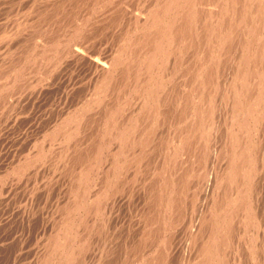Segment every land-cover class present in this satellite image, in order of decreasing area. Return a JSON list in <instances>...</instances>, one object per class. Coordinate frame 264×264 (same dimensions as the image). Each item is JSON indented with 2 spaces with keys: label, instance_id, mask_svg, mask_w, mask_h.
I'll use <instances>...</instances> for the list:
<instances>
[{
  "label": "bare ground",
  "instance_id": "1",
  "mask_svg": "<svg viewBox=\"0 0 264 264\" xmlns=\"http://www.w3.org/2000/svg\"><path fill=\"white\" fill-rule=\"evenodd\" d=\"M27 1L31 2L27 3ZM34 1L36 2V0H26V5L32 3L31 6H33ZM42 1L44 3L42 7L51 12V16L42 15L39 17L34 13L39 9L34 10L33 8L34 14L26 12L25 18L23 20L16 18L15 24L12 23L15 20L14 16V19L8 18L7 21L11 20L12 22L7 25L14 24V28L12 26L11 29L13 37L6 34L9 32L8 28L4 27V25L7 26L6 21H4L5 24L2 23L1 27L8 32L0 34L4 33L7 37L4 34L0 37L3 36L8 40L9 37L14 38L17 42L18 38H21L20 34L28 31L26 34L28 38L25 40L28 42L31 56L30 62L28 61L30 69L28 84L30 83L31 100L38 96L35 94L37 91L45 90L44 87L50 86L53 82L57 84L58 88L55 89L57 92L54 95H57L55 103L59 104V108L52 112L53 110L47 106L56 119L52 124H47V129H44V126L42 132H45L42 135L59 134L62 135L61 139L64 138L62 141H65L72 140L82 133L81 139L86 138L80 142L79 149L75 147L79 145V140L78 143L75 142V145L67 148V154L63 160L68 161L69 165L71 162H78L74 175L76 180L73 178L75 181H70L71 185L67 184L68 187L66 186L69 197L62 205L61 211L59 210L61 212H59V220L61 221L58 224L54 222L50 227L51 232L48 231L47 237L45 235L47 243L42 244L41 242L45 249L41 245L40 248H43L44 251H41V254L37 248L36 251L40 255L36 252L35 254L39 256L33 252L34 257H37L35 264H86L84 254L87 251L99 252L96 250L99 248L98 246L95 250L89 249L91 246L88 248L91 244H89V239L92 238V233L96 230L99 233H95L102 236L101 232L104 233L103 231L109 228L107 218L111 217V211L114 215L119 210L117 207L113 208L117 205L115 202L120 199L122 202L125 199L122 194L124 188L127 189L125 191H129L128 187L134 186V184L140 186L141 200L143 203L145 202L144 206L141 204L142 202L138 201L144 206V209H141L140 205L138 207L141 209V212H138L141 213L139 214L142 215L140 216L142 219L137 222V228L134 223L135 228L139 230L132 235L133 241L131 240L130 250L126 244L128 251L126 247V251L123 250L126 254L121 251L122 248L116 253V256L114 255L115 260L112 259L114 256L111 258L108 256L109 254H106L107 259L111 258L110 264L165 263L163 261L168 255L167 247L171 246L173 250L177 248L178 244L175 246L177 241L173 238L177 233L174 235L172 229L180 226L178 223L183 218L185 219L186 202L187 204L190 202L187 215H192L193 218L190 222H194L193 225L188 224L192 225L189 229L193 230H189V234L186 233L192 242L190 250L193 249V253L189 251L194 257L191 258L189 254L187 255L192 259L191 264H247L248 260H252V264H255L253 259L261 257V252H263L260 249V255L257 256L259 251L256 243L257 239H260L257 237L262 233L261 238H264V198L261 197L264 190L263 182L258 178L260 176L264 181V176L261 175L264 171V142L260 141L262 133L260 139L258 138L259 129L264 127V0ZM38 13L42 14V9ZM5 18L7 17L5 16ZM103 35L105 37L114 35L115 44H108L110 39L107 38L101 40ZM96 37H101L98 43L94 42L97 41ZM20 58L22 57L20 56ZM49 59L52 68H49L50 70L47 72L44 60ZM76 70L79 75L76 74ZM1 72L0 74L3 73ZM3 74L5 75V73ZM18 74L20 76L21 73ZM50 74L51 77H49ZM17 76L15 73V77ZM26 77L25 79H27ZM24 86L22 85V87ZM20 94L21 92H18L17 96L19 97ZM9 96L10 98L7 100L11 102L14 99L12 93ZM217 97L219 99L215 101ZM60 99L61 101H59ZM15 101L10 104L14 106ZM6 104L5 107L3 106L4 108L10 106L9 102L8 105ZM103 104L104 106H102ZM3 107L1 108L2 114H4ZM8 109L10 110V108ZM215 111L220 117V124L215 127L217 135L221 131L220 137L216 136L219 137V141H217L220 142V145L217 144L218 146H214L215 141L211 143L212 138H215L211 135L214 129L213 115H215ZM10 114L12 113L10 112ZM9 117L7 120L10 119ZM179 117L181 119H178ZM51 121L48 122L51 123ZM4 123L6 122L4 121ZM95 124L96 126H94ZM180 125L183 126L180 128ZM92 127L97 130L95 139H90L89 134L85 136V132L91 130ZM171 128L174 129L172 134L175 135V138L177 137L176 139L171 138L173 136L170 135L171 130L169 131V129ZM214 134L213 136H215ZM34 135L37 136V134ZM194 140L199 143L191 147L195 144V142L192 143ZM35 142L34 140L33 143ZM210 143L214 147H211ZM42 147L40 148L44 149ZM66 147L65 144V149ZM65 149L64 152H66ZM80 151L85 158L80 156ZM46 152L38 150L33 156L35 159L40 158L41 160V154L44 153L46 156ZM59 152L62 153L61 150ZM84 152L86 155L83 154ZM105 152L108 154L107 161ZM193 154L196 155L198 164L204 166L209 164V168H216L215 171L209 170L213 178L211 177L207 182L208 178L204 181V176L208 172L200 174L203 184L204 182L206 184L203 185L201 181L200 184L204 187L203 192V187L201 189L199 187L196 195L192 193L190 186L191 181L199 177L197 171L200 167L196 172H194L196 169L193 171L191 163L193 162L192 158H195ZM29 156L27 160L24 159L27 162H23V158H20L21 160L18 159L19 161L14 165L11 164L12 166L9 163L8 170H15L18 174L25 173L22 170L33 165V160L28 159ZM8 160L10 159L8 158ZM63 160L62 162H64ZM5 163L7 164V162ZM40 164L36 165L38 169H41ZM72 165L74 164L70 166ZM69 167L66 169L67 173ZM141 167L144 173L140 172ZM129 169L134 171L131 172L132 175L129 174L130 177L125 175ZM60 170L61 168L58 171L60 172ZM200 170L202 171V169ZM30 172L32 175V170ZM95 173H99V176L102 175L100 176L101 180H99L100 178L93 180ZM141 174L142 180L138 177ZM76 175H79L78 179ZM6 177L9 178V176ZM37 177L39 179L40 176L37 175ZM19 181L15 180V182ZM32 182L35 183V181ZM92 182L96 186L95 190L90 193ZM43 183L45 184V182ZM9 184L10 182L8 186ZM12 184L16 185L17 183ZM35 184L28 185L37 189ZM54 184L51 185L56 186ZM39 186H42L41 183ZM194 186L196 187V185ZM24 188L22 187V189ZM212 188L214 194H212ZM21 191L23 192V190ZM37 191L35 192L37 193ZM193 192L196 190L194 189ZM32 193L26 199L31 200ZM24 194L26 193L24 192ZM116 194L119 196L114 198ZM41 195L39 194V196ZM135 195L137 196V194ZM7 197L9 198V196ZM137 197L139 198V196ZM198 199L199 203L197 204L196 200ZM135 208V210L138 209ZM107 214L110 217L104 218ZM131 214L135 215L136 213ZM55 215L57 216V214ZM118 216H120L119 213L115 219ZM129 216L131 218V215ZM98 217L99 219L95 220ZM118 227L125 229L124 226L118 225ZM251 229H254V232L251 231L250 235ZM184 230L186 231L188 228ZM168 231L170 234H166ZM115 233L112 236L115 237ZM176 238L179 239L180 236ZM170 240L175 241V244L173 242L170 244ZM178 242L180 241L178 240ZM129 243L130 241H128ZM96 255L98 258V253ZM100 255L102 254L100 253ZM185 255L183 257H187ZM127 256H130L129 259L126 258ZM102 257L105 256L102 255ZM123 258L124 260H122ZM119 259L121 261H117ZM167 259L170 260L168 257ZM262 259L260 260L262 261ZM93 260L95 264V259L92 258Z\"/></svg>",
  "mask_w": 264,
  "mask_h": 264
},
{
  "label": "rangeland",
  "instance_id": "2",
  "mask_svg": "<svg viewBox=\"0 0 264 264\" xmlns=\"http://www.w3.org/2000/svg\"><path fill=\"white\" fill-rule=\"evenodd\" d=\"M137 1V0H136ZM29 2H31V1H29ZM28 1H27V3H29ZM35 2V1H34ZM139 2H140V0H139ZM0 9L2 10H0V33L1 32H6L4 29L7 27L8 28V33H6L7 34V36H10V37H13V34H11L12 33V31H11V29H12V26H13V28H14V24H15V21L17 20V19H24L25 18V16H26V12H29L30 14H31V12L33 11V8H34V10H36V8H38L39 10L37 11H35L34 13H35V15H38L39 17H41L42 15H45V16H47V17H49V16H51L52 14H51V12H49V11H47L46 9H44L42 6V4H44L43 3V1L42 0H36V2L35 3H33V6H31L32 5V3L31 4H29L28 6L26 5L27 3H26V0H24V2H23V0H0ZM14 3V4H13ZM23 3H25V4H23ZM37 3V4H36ZM38 3H39V5H38ZM13 4V5H12ZM16 4V5H15ZM5 7H4V6ZM11 5V6H10ZM2 6V7H1ZM9 6V7H8ZM20 6V7H19ZM39 6V7H38ZM11 7H13V8H11ZM21 7H22V9H21ZM41 7V8H40ZM8 8V9H7ZM32 9V10H31ZM41 9H42V14L41 13H38V12H41ZM44 9V10H43ZM7 10V11H6ZM20 10V11H19ZM26 10V11H25ZM28 10V11H27ZM46 10V11H45ZM19 11V12H18ZM17 12V13H16ZM46 12V13H45ZM8 13V14H7ZM33 12H32V14H34ZM53 14H54V11L52 12ZM4 14H5V16L7 17V18H5V16H4ZM9 15V16H8ZM13 16L15 17V20H13V22L11 21V20H9V21H7L8 20V18H12V19H14L13 18ZM18 16H20V17H18ZM2 18H4L3 19V22H2ZM17 18V19H16ZM28 18V17H27ZM94 18H95V16H94ZM92 20H93V18H91ZM4 21H6V25L7 24H10L11 22L12 23H14V24H12V25H7V26H5L4 25V29H3V27H1L3 24H5V22ZM8 22V23H7ZM3 23V24H2ZM52 23V22H51ZM11 26V27H10ZM10 27V28H9ZM2 29H3V31H2ZM11 31V32H10ZM101 31V30H100ZM4 33H2V34H0V36L1 35H3ZM26 34H28V31L25 33L24 32V34L22 33V34H20V36H21V38L19 39L18 38V41L17 42H15V39L14 38H10L9 37V40H8V38L7 39H5L3 36V39L5 40H3L2 39V37H0V47H1V45H2V47L0 48V72L2 71L3 73H5V75L2 73V74H0V79H2V80H0V81H3L2 83L0 82V98L2 97V99H0V118H2V119H0V183H1V185H0V187H1V191H0V264H35V261L37 260V257H34L36 254H39L38 252H43L44 251V249H45V246L44 245H42L43 243L44 244H46L47 243V241H46V237L49 235V233L51 232L50 231V227H52V224L54 223V222H57V224L58 223H60V221L61 220H59L60 219V217H59V215H60V209H61V207H62V205L65 203V201H67L68 200V197H69V194H68V189H67V184H70V181H75L76 180V177L74 176L76 173H75V171H76V169H77V163H73V162H71L70 163V165L71 164H74V165H72V166H70L69 165V162L68 161H64L65 160V157L64 156H66V154H67V148H68V146H71V145H75L74 143L75 142H77L78 143V140H79V145L78 146H75V147H78V149L80 148V142L83 140V139H85L86 137H84V138H82L81 139V137H82V133L79 135V134H77V135H79V136H75L72 140L71 139H69V140H65V141H62V140H64V138L63 139H61L62 138V135H52V134H44V135H42V133H44V132H42L43 131V128H44V126H45V128L44 129H47V127L46 126H48V125H50V124H52L53 122H54V120L56 119V118H54L53 116V114H52V112H55V110L57 109V108H59V104L57 105L55 102H57V101H55L56 100V97H57V95L55 96L54 95V93L56 94V92L57 91H55V89H56V85L57 84H55V82H53V84H51L50 86H47V87H44L45 88V90L44 89H41V90H39L40 92H36L35 94H37L38 96V98L35 96V98H33L32 100H31V96L29 95V91H30V83L28 84V82L30 81L29 80V62H30V58H31V56H30V54H29V52H30V49H28V42H27V40H25L26 38H28L27 36H26ZM5 35V34H4ZM12 35V36H11ZM6 36V35H5ZM6 36V37H7ZM99 37V36H98ZM103 39H101V37L100 38H95V40H97V41H94V42H96V43H98V41L101 39V40H105L106 38L107 39H110L109 40V43L108 44H115V36L113 35V36H108V37H105V35H103V37H102ZM2 39V40H1ZM11 40H13L12 42H10ZM94 40V39H93ZM7 41H8V47H7ZM103 42H105V41H103ZM10 43H12L11 45H10ZM16 43V44H15ZM95 43V44H96ZM24 44H25V46H24ZM16 45H18V46H16ZM9 46H10V48H9ZM16 47V48H15ZM5 48V49H4ZM20 48V49H19ZM23 48V49H22ZM17 51H18V53H17ZM19 52H21V53H19ZM24 52V53H23ZM9 53V54H8ZM14 55H15V57H14ZM20 56L23 58V60H22V58H20ZM24 56V57H23ZM2 57V58H1ZM16 59H14V58ZM17 57V58H16ZM29 57V58H28ZM5 58V59H4ZM18 58H20V59H18ZM25 58V59H24ZM27 58V59H26ZM17 59H18V62H16L17 61ZM22 60V61H21ZM29 61V62H28ZM4 62V63H3ZM16 62V63H15ZM22 63V64H20V63ZM3 63V64H2ZM9 65H8V64ZM51 62H50V59L49 60H44V65H45V67H46V69L45 70H47V72L52 68V65L50 64ZM27 66H26V65ZM6 65V66H5ZM17 65H18V67H17ZM6 68H5V67ZM20 66V67H19ZM25 66V67H24ZM51 66V67H50ZM4 67V68H3ZM82 67H85V66H82ZM2 68V69H1ZM28 68V69H27ZM50 68V69H49ZM18 71H17V70ZM22 69V70H21ZM21 70V71H20ZM24 70V71H23ZM6 71V72H5ZM19 76V74L18 73H21L20 74V76L18 77H15V73ZM26 73H27V75H26ZM9 74V75H8ZM51 74H52V72H51ZM51 74H50V76L49 77H51ZM76 74H78V70H76ZM2 75V76H1ZM22 75V76H21ZM79 75V74H78ZM10 78H9V77ZM27 76V77H26ZM6 77H7V79H6ZM25 77L27 78V79H25ZM4 78V79H3ZM18 78V79H17ZM20 79V80H19ZM175 79H176V77H175ZM25 81V82H24ZM12 83V84H11ZM18 84H20V85H18ZM28 84V85H27ZM22 85H25L24 87H22ZM10 87V88H9ZM51 87V88H50ZM4 88V89H3ZM15 88V89H14ZM24 88V89H23ZM58 88V87H57ZM18 89H19V91H18ZM3 91V92H2ZM8 92V93H7ZM12 93V97L16 100H14L12 97V99H10V100H12L11 102L10 101H8L9 100V98H10V94ZM16 92V93H15ZM18 92H21V94H20V96L18 97L17 95H18ZM47 92H48V94H47ZM51 92V93H50ZM10 93V94H9ZM14 93H15V95H14ZM24 94V95H23ZM27 94V95H26ZM3 95H5V96H3ZM23 95V96H22ZM25 95H26V97H25ZM29 95V96H28ZM9 96V97H8ZM17 98H15V97ZM4 97V98H3ZM44 97H45V99H44ZM7 98H8V100H7ZM43 98V99H42ZM218 97H217V99L215 100V101H218ZM25 100V101H24ZM30 100V101H29ZM106 100H107V98H106ZM105 100V101H106ZM7 101V102H6ZM13 101H15L14 102V106L12 105L13 104ZM38 101V102H37ZM48 101V102H47ZM59 101H61V99L59 100ZM58 101V102H59ZM4 102H6L5 104L6 105H8V102H9V105L12 107V109H11V107L10 106H6L7 108H4L5 107V104H4ZM28 102V103H27ZM10 103H12V104H10ZM27 103V104H26ZM31 103V104H30ZM38 103V104H37ZM216 103V102H215ZM3 104V105H2ZM15 104H16V106H15ZM48 104V105H47ZM104 104H105V102H104ZM104 104L102 105V106H104ZM57 105V106H56ZM4 106V107H3ZM45 106V107H44ZM47 106L50 108V110H53L52 112L51 111H49V109H47ZM50 106H52V107H50ZM100 106H101V104H100ZM3 107V113L4 114H2V110H1V108ZM8 108H10V110L8 109ZM52 108V109H51ZM54 108V109H53ZM8 109V110H7ZM6 112H5V111ZM24 110V111H23ZM8 111H10L12 114H10V112H8ZM8 112V113H7ZM45 112V113H44ZM50 112H51V114H50ZM216 112V111H215ZM43 113V114H42ZM49 116H48V115ZM3 115V116H2ZM6 115H8L7 117H6ZM11 115V116H10ZM47 115V116H46ZM216 115V116H215ZM215 115H213V122H214V129L212 130L213 131V134L214 133H216V134H214L215 136H213V134H211L212 135V137H215V138H212V141H211V143H213V141H215L213 144H214V146L216 145V146H218V145H220L219 143L220 142H218L219 141V137H220V134H221V131L220 132H218V135H217V131H216V129H215V127H217L219 124H220V117H218L219 115H218V112H216L215 113ZM5 116V117H4ZM10 116V117H9ZM46 116V117H45ZM10 118V119H8L7 120V118ZM14 117V118H13ZM49 117V118H48ZM177 117H178V115H177ZM5 118H6V120H5ZM18 119V120H17ZM178 119H181L180 117L178 118ZM51 121V120H53V121H51V123H49L48 121ZM3 121V122H2ZM4 121L6 122V123H4ZM8 121V122H7ZM40 121V122H39ZM42 121V122H41ZM46 121V122H45ZM16 122V123H15ZM43 123V124H42ZM45 123V124H44ZM42 124V125H41ZM48 124V125H47ZM216 125V126H215ZM43 126V127H42ZM94 126H96V124L94 125ZM183 125H180V128L182 127ZM42 129V130H41ZM93 129V130H92ZM171 130V131H170ZM260 131H259V133H258V138L260 139V137L262 136V138L260 139V141L261 142H264V127H262L261 129H259ZM92 131V132H91ZM169 131L171 132L170 133V135H173L171 138L172 139H174L175 138V135L174 134H172L173 132H174V129L172 130V128L171 129H169ZM173 131V132H172ZM40 132V133H39ZM91 134H90V133ZM211 132V131H210ZM93 133V134H92ZM97 130L94 128V127H92L91 128V130H87V132H85V136L87 135L88 136V134H89V137H90V139H95V138H97ZM220 133V134H219ZM263 135H262V134ZM34 134H37V136L36 135H34ZM260 134H261V136H260ZM42 135V136H41ZM91 135V136H90ZM95 137H94V136ZM50 136V137H49ZM55 137V138H53V137ZM60 136V137H59ZM93 136V137H92ZM216 136H219L218 138L216 137ZM27 137V138H26ZM42 137V138H41ZM51 138L52 137V139H49V138ZM79 137V138H78ZM41 138V139H40ZM77 138V139H76ZM99 138V137H98ZM177 138V137H176ZM175 138V139H176ZM27 139V140H26ZM33 139V140H32ZM215 139V140H214ZM263 139V140H262ZM26 140V141H25ZM34 140L36 141L35 143H33L34 142ZM41 141V142H39V141ZM59 140V141H58ZM74 140V141H73ZM218 140V141H217ZM50 141V142H49ZM58 141V142H57ZM70 141V142H69ZM30 142V143H29ZM61 142V143H60ZM63 142V143H62ZM195 142V144L194 145H192L191 147H194V146H196V144L197 143H199L197 140H194L192 143H194ZM45 143V144H44ZM211 143H210V145H211ZM26 144H28V145H26ZM32 146H31V145ZM60 144V145H59ZM63 144H64V146H63ZM65 144L67 145V147H66V149H65ZM218 144V145H217ZM37 145H39V146H37ZM56 145V146H55ZM58 145V146H57ZM62 145V146H61ZM43 146V147H42ZM54 146L57 148H55V150L53 151V149H54ZM213 145H211V147H212ZM213 146V147H214ZM31 147V148H30ZM40 147H42V148H44V149H41ZM46 147V148H45ZM14 148V149H13ZM28 148V149H27ZM37 148V149H36ZM66 150V152H64V149ZM16 149V150H15ZM19 149V150H18ZM49 149V150H48ZM263 149H264V146H263ZM35 150H36V152L38 151V150H42V152H44L45 153V151H47L46 153H47V155L45 156V154L43 153V154H41V160H40V158L39 159H35V156H33L34 155V153L36 154V152H35ZM58 150V151H57ZM62 151V153H60L59 151ZM171 150V149H170ZM34 151V152H33ZM6 152V153H5ZM8 152V153H7ZM23 152V153H22ZM53 152V154H50V153H52ZM64 152V153H63ZM19 153H20V155H19ZM57 153V154H56ZM79 153H81L80 154V156H82V157H84V155H82V152L80 151ZM106 153V152H105ZM30 156H29V155ZM50 154V155H49ZM62 154V155H61ZM64 154V155H63ZM83 154H85L86 155V152H84ZM187 154H190V153H188L187 152ZM186 154V155H187ZM196 154V153H195ZM193 154V156H195V158L193 157L192 158V161L193 162H191L192 163V169H193V171L194 172H196L197 171V169H198V167H200V169H202V171L199 169L198 171H197V173L199 174V177H196V178H194V180H192L191 181V190H192V193H194L195 195L196 194H198V191L197 190H199V189H201L202 187H203V185H205L206 184V182L207 181H209L210 179H211V177L213 178V175H212V173H210L209 172V170L210 171H215L216 170V168L214 167V168H209V164H207L206 166H204V165H202V164H198L197 163V159H196V155H198V154ZM18 155H19V157H18ZM23 155V156H22ZM26 155V156H25ZM42 155H44L45 156V158H44V156H42ZM58 155H60V156H58ZM106 156H105V160L107 159V156H108V154L106 153L105 154ZM185 155V156H186ZM14 156V157H13ZM20 156H22V157H20ZM29 156V160L30 161H32L33 163V165H31V166H29L28 167V169L26 168V170L24 169V170H22L23 172L25 171V173H20V174H18L15 170L13 171L12 169L9 171L8 170V168L10 167V165L12 164V165H14L17 161H19V160H21L22 158H23V160L24 159H26L27 160V157ZM52 156V157H51ZM64 157V158H62V157ZM7 157V158H6ZM12 157V158H11ZM8 158L10 159V160H8ZM21 158V159H20ZM33 158V159H32ZM57 158V159H56ZM62 158V159H61ZM85 158V157H84ZM12 159V160H11ZM17 159V160H16ZM19 159V160H18ZM53 159V160H52ZM64 159V160H63ZM36 160V161H35ZM60 161V162H58V161ZM62 160L66 163H64V162H62ZM151 160H152V158H151ZM48 161V162H47ZM54 161V162H53ZM107 161V160H106ZM196 161V162H195ZM5 162H7V164L5 163ZM23 162H27V161H23ZM39 162V163H38ZM53 162V163H52ZM62 162V163H61ZM195 162V163H194ZM4 163V164H3ZM10 163V165H8ZM35 163H38V164H35ZM41 163V164H40ZM42 163H44L43 165H42ZM40 164V167H41V169L39 168H37L38 166H36V165H39ZM53 164H55V165H53ZM64 164V165H63ZM11 165V166H12ZM42 165V166H41ZM45 165V166H44ZM52 165V166H51ZM56 165H58L57 167H56ZM49 166V167H48ZM60 166V167H59ZM62 166V167H61ZM70 166V167H73L72 169H70V167H69V170H68V173H70L69 175H67L68 173H67V168ZM6 167H7V169H6ZM36 169H35V168ZM45 167V168H44ZM50 167H52V168H50ZM54 167H55V170H54ZM143 168H144V166H142ZM142 167H141V170H140V172L141 173H144L143 172V169H142ZM194 167V168H193ZM208 168L207 170H205L206 168ZM43 168V169H42ZM56 168H61V170H60V172L58 171L59 169H56ZM63 168V169H62ZM3 169V170H2ZM30 169V170H29ZM48 171H47V170ZM53 169V170H52ZM204 169V170H203ZM32 170V175H31V171ZM36 171V172H33V171ZM41 170V171H40ZM65 170H66V173H64L65 172ZM71 170H73L72 172H70ZM132 170H133V168H132ZM132 170L131 169H129V170H127L125 173V175L126 176H128L129 174L130 175H132L131 174V172H132ZM144 170L146 171V169L144 168ZM263 170H264V168H263ZM38 171V172H37ZM43 171H45V172H43ZM55 171V172H54ZM56 171H57V173H56ZM63 171V172H62ZM130 171V172H129ZM16 172V173H15ZM19 172H21V171H19ZM40 172V173H39ZM127 172H128V174H127ZM134 172V171H133ZM132 172V173H133ZM203 172H208V174L206 175V176H204L205 177V179H204V181L206 180V178H208V180H206V182H204V184H203V181L201 180V178H200V174L202 175V173ZM262 172V171H261ZM6 173V174H5ZM34 173V174H33ZM36 173H37V175H39L40 177H39V179H37L38 177H37V175H36ZM48 175H47V174ZM60 173V174H59ZM73 173V174H72ZM18 174V175H17ZM25 175V176H23V175ZM46 174V175H45ZM51 174H53V175H51ZM211 176H210V175ZM11 175V176H10ZM15 175V176H14ZM28 175V176H27ZM31 175V176H30ZM34 175V176H33ZM42 175V176H41ZM55 175H57V176H55ZM130 175L128 176V177H130ZM261 175H263L264 176V171H263V173H261ZM6 176H9V178L8 177H6ZM14 176V177H13ZM17 176V179H15V177ZM20 176V177H19ZM46 176V177H45ZM48 176H49V179H51V177H52V179L51 180H47V178H48ZM72 176V177H71ZM77 176V179H78V176L79 175H76ZM99 176V173H95V175L93 176V178H95V179H93V180H98L99 178V180H101V177L100 176H102L101 174H100V176ZM12 177V178H11ZM26 177H28V178H26ZM45 177V178H44ZM55 177V178H54ZM98 177V178H97ZM138 177H140V179L142 180V174H141V176L139 175ZM210 177V178H209ZM6 178V179H5ZM21 180H20V179ZM42 178H44L43 180H42ZM72 178V180H70ZM73 178L75 179V180H73ZM97 178V179H96ZM259 179H260V181H262L263 182V190H264V181H263V178L262 177H258ZM5 179V180H4ZM10 179H11V181H10ZM30 179V180H29ZM36 179V180H35ZM55 179V180H54ZM191 179H193V178H191ZM190 179V180H191ZM15 180L17 181H19V182H15ZM26 180V181H25ZM42 180V181H41ZM32 181H35V186H37V187H35V188H37V189H34V187H32V186H29V185H34L33 184V182ZM57 181H59V182H57ZM194 181V182H193ZM201 181H202V184H200L201 183ZM6 182V183H5ZM10 182V184H9V186H8V183ZM26 183V182H28L26 185H27V187H26V185H21V184H24V183ZM43 182H45V184L43 183ZM48 182V183H47ZM67 182H69V183H67ZM192 182L194 183L193 184V186H192ZM196 182H199V183H196ZM3 183V184H2ZM12 183H17L16 185H13ZM19 183V184H18ZM31 183V184H30ZM37 183H39V184H37ZM40 183H41V187L39 186L40 185ZM46 183H47V185H48V187H47V185H46ZM53 183H55L54 185H56V186H53V185H51V184H53ZM60 183H61V186H60ZM127 183H130V182H127ZM29 184V185H28ZM64 184V185H63ZM202 185V186H199V185ZM12 185H13V188H11L12 187ZM46 185V187H44ZM71 185V184H70ZM194 185H196V187L194 186ZM9 188H8V187ZM19 186H20V188H19ZM38 186H39V190H38ZM49 186H51V187H49ZM53 186V187H52ZM63 186V187H62ZM67 186V187H66ZM90 193H92L93 191L92 190H95V184H93V182H92V184H90ZM133 185H131V186H129L130 187V189H129V187L128 186H126V187H128V190L129 191H125V190H127L126 188H124L125 190H124V192H122V194H124L123 196L125 197V199L121 202V199H120V201L119 200H117L116 202H115V204H117L116 206H113V208L115 207V209H116V207L119 209V210H117L118 212H115V214L117 215L118 213L120 214V216H118V217H116L117 219H115V214L113 215L112 213H113V211H111V217L108 215H106L104 218H106V217H110V218H107V220L109 221H107L108 222V227L109 228H107L105 231H103L104 233H102L101 232V234H102V236H98V234H96L95 232H97V233H99L98 231H96L95 230V234L94 233H92L93 235L90 237L91 239H89V246H88V248L91 246V248H89V249H93V250H95V248H96V246H98L99 248H97L96 250H98L99 252H90V251H87L86 253H88V254H84V258H85V260L87 261V262H85L86 264H94V260L92 261V258L93 259H95V264H110V262H111V258L115 255H117L116 253L117 252H119L120 251V249H121V251H123V250H125L126 251V248L128 247L129 248V250H130V248H131V244H132V241H133V239H132V235L133 234H135L139 229H136L138 226H137V222L138 221H140V219H142L140 216H142V215H140L141 213V209L143 208L144 209V206H145V202L143 203V200H141L142 198H141V196H142V194H141V189H140V186H137V185H135L134 184V186L132 187ZM22 187L24 188V187H26V188H24V189H22ZM32 187V188H31ZM139 187V188H138ZM200 187V188H199ZM7 188H8V191H7ZM44 188H45V190H44ZM49 188V190H47ZM62 188V189H61ZM64 188V189H63ZM66 188V189H65ZM132 188H134V189H132ZM199 188V189H198ZM12 191H11V190ZM15 189V190H14ZM57 189V190H56ZM139 189V190H138ZM194 189L196 190V192H193L194 191ZM203 189H204V187L202 188V192H203ZM21 190H23V192L21 191ZM29 190V191H28ZM33 190V191H32ZM37 191V193L39 192V194L41 195V196H39V194L37 195V193L35 192V191ZM42 191V193H41V191ZM133 190V191H132ZM191 190H190V192H191ZM211 190V189H210ZM7 191V192H6ZM45 191V192H44ZM66 191V192H65ZM132 191V192H131ZM139 193H137V192ZM212 192L214 191V189L212 188V190H211ZM14 192V193H13ZM24 192L26 193V194H24ZM33 192V193H32ZM30 193H32V197H30V199L31 200H29V199H26V197H28L29 198V196L28 195H30L31 196V194ZM13 196H12V195ZM48 194V195H47ZM63 194H64V196H63ZM65 194H66V196H65ZM131 194V195H130ZM135 194H137V196H139V198L135 195ZM212 194H214V192L212 193ZM14 195H15V197H14ZM19 195V196H18ZM27 195V196H26ZM36 195H37V197H36ZM45 195V196H44ZM61 195V196H60ZM71 195V194H70ZM127 195V196H126ZM258 195H260V194H258ZM262 196L261 197H263L264 198V192L262 191V194H261ZM7 196H9V198L7 197ZM25 196V197H24ZM57 196H59V197H57ZM117 196H119V194L117 195H115L114 196V198L115 197H117ZM132 196V197H131ZM133 196H135V197H133ZM188 196V195H187ZM44 197V198H43ZM62 197H64V198H62ZM130 197V198H129ZM56 198V199H55ZM129 198V199H128ZM132 198V199H131ZM136 198H137V200H136ZM24 199H26V200H24ZM130 200L131 202L129 203V201L128 200ZM134 199V200H133ZM186 199L187 200H189V198H187L186 197ZM61 203V205H60V203ZM63 203H62V202ZM135 201H136V204H135ZM138 201H140V203L141 204H143L144 206H142ZM119 202V203H118ZM127 202V203H126ZM23 203H25L24 205H23ZM55 203H56V205H55ZM59 203V204H58ZM137 203H139V204H137ZM196 203L198 204L199 203V199L198 200H196ZM125 204H126V206H125ZM128 204V205H127ZM130 204V205H129ZM131 204H135L134 206H132ZM190 202H188V204H187V202H186V204H185V206H186V210H185V214H184V217H185V219L183 218V220L181 221V222H179L178 223V225H180V226H177L176 227V229H172V232H173V230H174V232H173V234L175 233H177L175 236H173V238H174V240L175 241H177V243L175 244V241H172V240H170V244H171V242H173L174 244H175V246L177 245V248H175V250H173V248H171V246L170 247H167V249H166V251H167V253H168V255H167V257L170 259V260H168L167 259V257H166V259H165V261H163V262H165V263H162V262H158V264L159 263H162V264H184L185 262L187 263V264H191V261H192V257H194L193 255H192V251H193V249H191L190 250V248H191V244H192V242H190V240L188 239V237H189V235H187V234H189L188 232H190L191 230H193V229H189V228H191L192 227V225L194 224V222H190V221H192V218H193V216L191 215H187L188 213H189V208H190ZM139 205H140V208L141 209H139L138 207H139ZM189 205V206H188ZM57 206H59L60 208H58ZM122 206V207H121ZM188 206V207H187ZM22 209H21V208ZM25 207V208H24ZM58 208L57 210L55 209V208ZM125 207V208H124ZM128 207V208H127ZM135 207H137L138 209L137 210H135L136 208ZM120 208H122V209H120ZM23 210H25V211H23ZM60 210V211H59ZM111 210H113V209H111ZM132 210H134V211H132ZM263 210H264V206H263ZM23 211V212H22ZM56 211H57V213H56ZM135 211H137V212H135ZM138 211H140V212H138ZM21 212H22V214H21ZM60 212V213H59ZM128 214H126V213ZM130 212V213H129ZM59 213V214H58ZM122 213V214H121ZM125 213V214H124ZM131 213H136L135 215L134 214H131ZM140 213V214H139ZM263 213H264V211H263ZM20 214V215H19ZM55 214H57V216L55 215ZM139 214V215H138ZM113 215V216H112ZM129 215H131V218H130V216ZM52 216V217H51ZM98 216H99V214H98ZM121 216H123V217H121ZM129 218H128V217ZM133 216H135V217H133ZM56 217V218H55ZM127 217V218H126ZM138 217H140V218H138ZM53 219V220H51V219ZM86 218V217H85ZM122 218H123V220H122ZM126 218V219H125ZM133 218H134V220H133ZM189 220H188V219ZM59 220V221H56V220ZM99 219V217L98 218H95V220H98ZM128 219V220H127ZM139 219V220H138ZM106 220V219H105ZM116 220V221H115ZM125 220V221H124ZM129 220H131V222H129ZM188 220V221H187ZM48 221V222H47ZM111 221V222H110ZM113 221V222H112ZM119 221V222H118ZM130 223H128V222ZM133 221H135V222H133ZM115 222V223H114ZM127 223V224H124V223ZM133 222V223H132ZM111 223V224H110ZM119 223V224H118ZM132 223V224H131ZM134 223H135V226H136V228H135V226H134ZM189 223H191L190 225H188ZM122 224V225H121ZM111 225V226H110ZM113 225V226H112ZM118 225L119 226H124L125 227V229L123 230L122 228H119L118 227ZM130 225V226H129ZM134 226V228H131V227H133ZM176 225H177V223H176ZM128 228H127V227ZM189 226V227H188ZM89 227H91V226H89ZM111 227V228H110ZM114 227V228H113ZM118 227V228H117ZM181 227V228H180ZM188 228V230H184L185 228ZM116 228V229H115ZM173 228V227H172ZM49 229V230H48ZM114 229V231H112V230ZM119 229V230H118ZM134 229H135V231H134ZM116 230H118V231H116ZM123 230V231H122ZM178 230V231H177ZM190 230V231H189ZM254 230V229H253ZM252 229L249 231V234L251 235V233L252 232H254ZM48 231H49V233H48ZM126 231V232H125ZM134 233H133V232ZM180 231V232H179ZM182 231H185V232H182ZM252 231V232H251ZM106 232V233H105ZM116 232V233H115ZM251 232V233H250ZM109 233V234H108ZM113 233H115V237L114 236H112L113 235ZM139 233V232H138ZM138 233H137V235H138ZM182 233H183V235H182ZM187 233V234H186ZM166 234H170L169 233V231L168 232H166ZM261 234V235H260ZM259 234V236L257 237V238H260L259 240L257 239V243H256V245H258L257 246V250L259 251L260 249H262V250H260V251H263V252H261V257L263 258H261L260 256H258V255H260V251L258 252V254H257V259L259 260H254L253 259V261H255L256 263L255 264H264V238H261V236H262V233H260ZM45 235H46V237H45ZM97 235V236H96ZM131 235V236H130ZM191 235H193V234H191ZM94 236V237H93ZM118 238H117V237ZM168 236V235H167ZM180 236V238L182 239V241H181V239L179 238V239H175V237H179ZM105 237V238H104ZM112 237V238H111ZM134 237V236H133ZM135 237H136V235H135ZM134 237V238H135ZM46 238V239H45ZM115 238H116V240H115ZM183 238H185V239H188V240H186V241H184L183 240ZM45 239V240H44ZM110 239H112L111 241H110ZM263 239V240H262ZM95 240V241H94ZM108 240V241H107ZM125 240V241H124ZM132 240V241H131ZM178 240L180 241V242H178ZM261 240V241H260ZM46 241V242H45ZM128 241H130V243L128 244ZM189 241V242H188ZM41 242H42V244H41ZM96 242V243H95ZM105 242V243H104ZM185 242V243H184ZM188 244H187V243ZM15 243V244H14ZM18 243V244H17ZM39 243V244H38ZM115 243H117V244H115ZM125 243V244H124ZM172 243V245H174ZM111 244V245H110ZM116 246H115V245ZM119 244H120V246H119ZM126 244H127V247H126ZM181 244V245H180ZM186 244V245H185ZM15 245H17L16 247H15ZM43 246L44 247V249L43 248H40L41 246ZM106 245V246H105ZM119 247H118V246ZM183 245V246H182ZM188 245V246H187ZM29 246V247H28ZM39 246V247H38ZM93 246H95V247H93ZM101 246V247H100ZM103 246V247H102ZM121 246H123V247H121ZM174 246V247H175ZM178 246H180V247H178ZM182 246V247H181ZM186 246V247H185ZM193 246V245H192ZM15 247V248H14ZM35 247V248H34ZM107 247V248H106ZM114 247V248H113ZM117 247V248H116ZM126 247V248H125ZM187 247H188V249H187ZM259 247V248H258ZM262 247V248H261ZM38 248V249H37ZM108 250H106V249ZM128 248H127V251H128ZM185 249L184 251H186V252H184L183 251V249ZM192 248H194V247H192ZM36 249H37V251H36ZM40 249V250H39ZM42 249V250H41ZM114 251H113V250ZM168 249H169V251H168ZM104 250V251H103ZM106 250V251H105ZM182 250V251H181ZM192 252H190V251ZM125 251H123V253H125L126 254V252ZM187 251H188V253H187ZM33 252H34V254H35V252H36V254L35 255H33ZM42 252H41V254H42ZM103 252V253H102ZM105 252H107V253H105ZM113 252V253H112ZM178 252V253H177ZM96 253H98V255H99V257L97 258V255H96ZM100 253L103 255V256H105V257H102V255H100ZM185 253H187L186 255H185ZM94 255V257H92L93 255ZM109 256V257H111V258H108L107 259V255ZM179 254V255H178ZM190 255L191 256V258L190 257H188L187 255ZM40 255V254H39ZM39 255H36V256H39ZM96 255V256H95ZM181 255V256H180ZM187 256L188 257V259L190 260H188V259H186L187 257H183V256ZM232 256H233V254H231ZM17 256V257H16ZM91 256V257H90ZM115 256L112 258L113 260H115ZM226 256H227V254H226ZM230 256V255H229ZM232 256H230V257H232ZM31 257V258H30ZM34 257V258H33ZM90 259H89V258ZM130 257V256H129ZM129 257L127 256L126 258L127 259H129ZM171 257V258H170ZM172 257H173V259H172ZM178 257V258H177ZM88 258V259H87ZM102 258V259H101ZM103 258H104V260H105V258H106V260H105V262H104V260H103ZM125 258V259H126ZM181 258V259H180ZM229 258V257H228ZM262 259V261L260 260V259ZM30 259V260H29ZM97 259V260H96ZM126 259V260H127ZM176 259H178V260H176ZM108 260V262H106ZM122 260H124V258L122 259ZM157 260V259H156ZM244 260L245 261H247V259H245L244 258ZM89 261H90V263H89ZM100 261V262H99ZM117 261H121V259H119V260H117ZM167 261H169L168 263H166ZM172 263H171V262ZM179 261V262H178ZM184 263H183V262ZM189 261V262H188ZM249 262L247 263V264H252V260H248ZM261 261V262H260ZM28 262V263H27ZM30 262V263H29ZM93 262V263H92ZM99 262V263H98ZM141 262H142V260H141ZM144 262V261H143ZM263 262V263H262ZM146 263V262H145ZM144 263V264H145ZM156 263H157V261H156ZM185 263V264H186ZM113 264V263H112ZM254 264V263H253Z\"/></svg>",
  "mask_w": 264,
  "mask_h": 264
}]
</instances>
